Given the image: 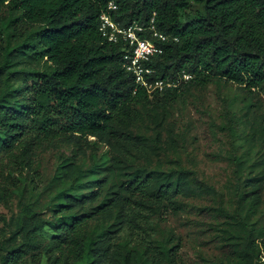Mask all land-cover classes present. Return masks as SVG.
Instances as JSON below:
<instances>
[{
  "label": "trees",
  "instance_id": "trees-1",
  "mask_svg": "<svg viewBox=\"0 0 264 264\" xmlns=\"http://www.w3.org/2000/svg\"><path fill=\"white\" fill-rule=\"evenodd\" d=\"M194 6L198 11L192 13ZM4 11L0 159H8V179L16 188L10 192L0 187L5 196L24 197L26 179L14 172L44 142L81 146L93 137L113 146L132 138L140 107L162 98L173 101L183 88L188 92L215 79L244 89L264 85V0H0V14ZM103 15L122 30L142 28L138 36L163 49L145 63L154 72L146 78L176 86L151 98L125 67L128 47L120 35L119 43L103 36ZM153 19L167 41L152 36ZM20 73L25 74L22 81L16 79ZM184 75L191 78L185 81ZM19 159L20 164L15 161ZM122 164L104 154L83 169L63 156L48 203L41 211L35 204L22 205L20 217L0 241V264H25L31 252L42 248L49 264H107L116 244L122 264L132 258L136 264H175V247L158 240L149 252L136 236L142 232L148 238L149 221L191 191L190 173L184 168L144 173L138 167L111 183ZM237 166L239 174L247 169L244 161ZM247 181L255 183L254 178ZM250 187L239 199L243 204L251 200V209H256L260 197L254 195L262 186ZM222 212L231 228L243 233L238 238L244 239V255L251 257L254 234L240 217ZM44 231L51 235L42 247L38 236ZM35 258L32 254L38 264Z\"/></svg>",
  "mask_w": 264,
  "mask_h": 264
},
{
  "label": "rangeland",
  "instance_id": "rangeland-1",
  "mask_svg": "<svg viewBox=\"0 0 264 264\" xmlns=\"http://www.w3.org/2000/svg\"><path fill=\"white\" fill-rule=\"evenodd\" d=\"M196 11L194 6L191 12ZM7 16L6 11L1 12L0 19ZM16 79L24 80L25 74L16 75ZM243 87L215 79L188 92L183 88L173 101L154 100L140 107L141 118L130 129L132 138L113 146L90 137L81 146L56 141L34 147L22 164L20 159L15 160L21 168L14 172L15 177L22 173L26 179L25 185L19 186L25 189L24 197L3 194L2 187L10 192L16 188L8 179L12 172L6 166L8 159H0V241L20 217L22 205L35 204L41 211L48 203L55 190L52 180L63 156L88 169L107 154L112 160L123 162L111 182L115 184L125 179L120 173L138 167L144 173L179 168L190 173L192 192L179 196L175 207L149 221L145 228L148 238L137 233L136 238L146 244L149 252L156 248L158 240H163L175 247V264H264V85ZM155 93L149 92L151 98ZM240 161L247 167L242 174L237 173ZM252 178L255 188L262 186L259 194L254 195L260 197L256 209H251V200L243 204L239 199L251 190L253 184L247 179ZM222 211L240 217L254 234L251 257L244 255V239L238 238L243 233L231 228ZM50 235L48 231L39 234L42 247L49 242ZM123 236L126 238L127 234ZM32 254L36 263L49 264L43 248L31 252L25 264H35ZM108 256L111 258L107 264H122L117 244ZM135 262L132 258L128 264Z\"/></svg>",
  "mask_w": 264,
  "mask_h": 264
},
{
  "label": "built area",
  "instance_id": "built-area-1",
  "mask_svg": "<svg viewBox=\"0 0 264 264\" xmlns=\"http://www.w3.org/2000/svg\"><path fill=\"white\" fill-rule=\"evenodd\" d=\"M110 8L116 10L117 7L112 5ZM101 21V32L104 37L113 43H119L122 38L125 45L128 47L124 56L125 67L128 72L135 76L136 82L147 89L148 93L162 92L165 88L176 86L164 83L163 81L150 82L146 78V75H152L154 72L146 68L145 63L162 55L163 49L151 40L140 38L137 33L143 31L142 28L135 25L127 30H122L109 15H103ZM154 23L153 19L149 28L152 32V36L160 41H167L168 37L158 32ZM118 35H120L121 38ZM190 78L191 76L184 75L185 81H188Z\"/></svg>",
  "mask_w": 264,
  "mask_h": 264
}]
</instances>
